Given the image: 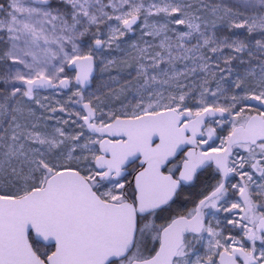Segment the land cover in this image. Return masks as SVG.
<instances>
[{"label": "snow or ice", "instance_id": "6c2138e0", "mask_svg": "<svg viewBox=\"0 0 264 264\" xmlns=\"http://www.w3.org/2000/svg\"><path fill=\"white\" fill-rule=\"evenodd\" d=\"M0 264H264V0L0 2Z\"/></svg>", "mask_w": 264, "mask_h": 264}, {"label": "rangeland", "instance_id": "374dc122", "mask_svg": "<svg viewBox=\"0 0 264 264\" xmlns=\"http://www.w3.org/2000/svg\"><path fill=\"white\" fill-rule=\"evenodd\" d=\"M0 2H3V0H0ZM235 31H241V30H235ZM139 37V33H135V34H130V37H125V40H137ZM112 56H116L117 58L121 57L123 55V53L118 52L113 50L111 53ZM111 58V57H110ZM234 64L237 62H233ZM113 74H115V70H113ZM95 79L92 81L91 87L90 89H88V91H95L98 84L100 83L101 80V73L99 71V69L96 70V74H95ZM104 78L106 79V74L104 75ZM74 91V89L72 90H64L63 92L59 93V94H53L50 91H46L42 93V96H48L49 99L51 100L52 104L55 105V101L56 100H60L62 103L68 100V97L72 95V92ZM106 92V90H105ZM87 95V92L85 93ZM75 99V97H73V100ZM72 108L76 111L80 110V105H72ZM55 121H52L50 123H54Z\"/></svg>", "mask_w": 264, "mask_h": 264}, {"label": "flooded vegetation", "instance_id": "af4514ba", "mask_svg": "<svg viewBox=\"0 0 264 264\" xmlns=\"http://www.w3.org/2000/svg\"><path fill=\"white\" fill-rule=\"evenodd\" d=\"M238 179V178H237ZM233 182H236L235 180Z\"/></svg>", "mask_w": 264, "mask_h": 264}, {"label": "water", "instance_id": "95a60500", "mask_svg": "<svg viewBox=\"0 0 264 264\" xmlns=\"http://www.w3.org/2000/svg\"><path fill=\"white\" fill-rule=\"evenodd\" d=\"M96 72L94 73V76H95Z\"/></svg>", "mask_w": 264, "mask_h": 264}]
</instances>
